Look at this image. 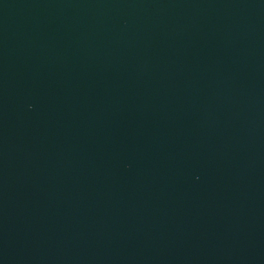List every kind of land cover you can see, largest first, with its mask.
<instances>
[{
  "label": "water",
  "instance_id": "1",
  "mask_svg": "<svg viewBox=\"0 0 264 264\" xmlns=\"http://www.w3.org/2000/svg\"><path fill=\"white\" fill-rule=\"evenodd\" d=\"M0 264H264V0H0Z\"/></svg>",
  "mask_w": 264,
  "mask_h": 264
}]
</instances>
